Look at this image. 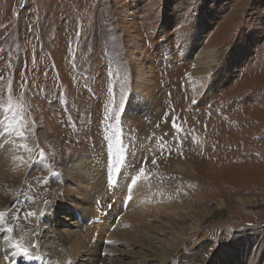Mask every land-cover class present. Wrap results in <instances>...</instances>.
<instances>
[{"label":"rangeland","instance_id":"1","mask_svg":"<svg viewBox=\"0 0 264 264\" xmlns=\"http://www.w3.org/2000/svg\"><path fill=\"white\" fill-rule=\"evenodd\" d=\"M9 107L3 227L9 243L24 226L29 247L16 264L54 253L83 264L95 236L112 264H237L264 249V0H0V116ZM79 158L100 173L84 191L65 173ZM15 168L22 180L11 187ZM134 176L149 191L128 203ZM163 200L181 218L160 214L129 232L126 217ZM17 208L35 216L16 220Z\"/></svg>","mask_w":264,"mask_h":264},{"label":"bare ground","instance_id":"2","mask_svg":"<svg viewBox=\"0 0 264 264\" xmlns=\"http://www.w3.org/2000/svg\"><path fill=\"white\" fill-rule=\"evenodd\" d=\"M7 139H8V135L6 136V137H4V136H0V157H1V151L3 150L2 148L4 147V152L6 151V148H7V143L5 142V141H7ZM4 155V154H3ZM2 155V156H3ZM23 158H25L24 157V155L22 154V157H21V160L23 159ZM85 160V161H84ZM29 162V159H27V161H26V163H24L23 165H25V168H27L28 167V165H26L27 163ZM106 162V161H105ZM110 163V162H109ZM109 165V164H108ZM112 168V167H111ZM176 168L177 169H179V171H180V169H183L184 167H182V166H176ZM4 170V169H3ZM9 170H12V169H9ZM114 170V169H113ZM20 171H21V169L20 168H15V170H13V171H10V174L11 175H14V180H12L11 182H10V186L11 187H13V186H15V185H17V183H19V182H21V180H22V178L20 179L19 178V173H20ZM119 171V170H118ZM125 171V170H124ZM115 172H116V169H115ZM130 171H128L127 172V174L129 173ZM65 173H69L67 176H69L68 178H67V181L68 182H70V183H74V184H76L75 186H77L78 188L77 189H79L80 191H84L83 189H81V187L83 186V181L82 180H85L86 179V181H89V182H92V180L94 179L95 180V182H93V183H95V184H97V179H98V177H97V175H99L100 176V173H95L94 172V170H93V168H92V166L90 165V162L88 161V159H81V158H79V159H77L76 161H75V164H73L72 166H70V167H68V170H67V172H65ZM110 174V173H109ZM22 175H24V174H22ZM108 175V174H107ZM21 176V175H20ZM121 176H123V175H121ZM1 178L2 179H4V180H6V177H4L3 178V176H1ZM101 178V177H100ZM128 179V178H127ZM132 180H136V183L135 184H132V183H130L131 184V188H132V196H133V198H132V200L131 201H133V199H136L137 200V198L139 199V197H138V195H142V193H144V192H148L149 191V188H146V187H148L147 186V183H146V180L145 179H142V178H138V177H133V178H131ZM105 180V179H104ZM122 180V179H121ZM130 180V179H129ZM129 180L126 182V184H128L129 183ZM131 180V181H132ZM130 181V182H131ZM50 182H51V180H50ZM93 183H92V185H93ZM51 184V183H50ZM86 184V183H85ZM90 184V183H89ZM1 185H3L4 187H8L9 189H10V191H12V189L8 186V184L6 183V182H3V181H1L0 180V186ZM79 186H80V188H79ZM106 186H107V184H106ZM128 186V185H127ZM6 187V188H7ZM52 188H53V186H51ZM87 187H88V185H87ZM92 187H95L94 185L92 186ZM97 187H99V186H97ZM103 187V186H102ZM105 187V186H104ZM57 188V187H56ZM144 188H145V190H144ZM8 189V190H9ZM90 189V188H89ZM93 189V188H92ZM102 189V188H101ZM107 189V188H106ZM7 190V189H6ZM21 190V189H20ZM97 190V189H96ZM0 196L2 195V189L0 188ZM90 191H92V190H90ZM58 194V193H57ZM80 194V193H79ZM94 194V193H93ZM53 195H55V194H53ZM91 195V194H90ZM136 196V197H135ZM143 196V195H142ZM144 196H147V195H144ZM153 196V195H152ZM155 196H157V195H155ZM95 196H93V198H94ZM141 197V196H140ZM2 197H0V199H1ZM92 198V199H93ZM126 198V197H125ZM147 198V197H146ZM91 199V198H90ZM91 199V200H92ZM94 199H96V197L94 198ZM156 199V198H155ZM7 196H4L2 199H1V202H0V211H3L4 210V206H5V204L7 203ZM85 200V199H84ZM105 200V199H104ZM127 200H128V198H127ZM141 200H142V198H141ZM50 201H51V199H50ZM119 201V200H118ZM130 201V202H131ZM138 201V200H137ZM142 201H144V200H142ZM139 202V203H146V202ZM164 201V204H162L161 205V209H159V208H157V206H155V205H152V206H149V207H147L146 209H144V211L142 212V214L145 216V218H143V217H141L139 214V218H137V219H135V217L133 218V217H126L125 218V220H126V222L127 223H129L128 225H135V226H133V228H131V230L129 231V232H136L137 230H136V226L137 225H139V224H145L147 221L148 222H150L151 221V219L152 218H158L159 217V215L160 214H165V215H168L169 217H177V218H181V215L180 214H178V213H175V212H177V211H180L181 210V207L180 206H178V205H176V204H173L170 200H163ZM45 202H47V203H45ZM54 202H57L58 204L60 203L59 202V199H58V197H56L55 198V200H54ZM98 202V201H97ZM9 203V202H8ZM41 203H43V202H41ZM49 203V198L48 199H44V204H48ZM88 203V202H87ZM86 203V204H87ZM91 203V202H90ZM125 203H126V201H125ZM128 203H129V201H128ZM133 203V202H132ZM149 203H150V201H149ZM102 204V202L100 201V205ZM104 204V203H103ZM102 204V205H103ZM134 204H135V202H134ZM82 205V204H81ZM88 205H90V204H87V206ZM100 205H97L96 207H95V211L94 212H98V213H100V217H101V215H106L105 213H101V207H103V206H100ZM131 205V204H130ZM133 205V204H132ZM158 205V204H157ZM92 206V205H91ZM158 206H160V205H158ZM221 206V205H220ZM219 206V207H220ZM89 207V206H88ZM86 208V207H85ZM90 208V207H89ZM31 209V208H30ZM36 209V208H35ZM131 209V208H130ZM81 210V209H80ZM90 210V209H89ZM93 210V209H92ZM174 210H177V211H174ZM183 210V209H182ZM26 211V210H25ZM135 211V210H134ZM133 211V212H134ZM10 212V211H9ZM13 212V211H12ZM15 212V211H14ZM14 212L12 213V215L14 214ZM87 212V211H86ZM85 212V213H86ZM93 212V213H94ZM132 212V213H133ZM181 212V211H180ZM17 213V212H16ZM89 213V212H88ZM97 213V214H98ZM131 213V214H132ZM135 213V212H134ZM182 213V212H181ZM94 215H95V213H94ZM187 215V214H186ZM35 216V215H34ZM82 216H83V214H82ZM93 217V216H92ZM97 217V216H96ZM99 217V218H100ZM110 217V216H109ZM16 218V217H15ZM37 218V217H36ZM35 218V219H36ZM88 218V217H87ZM95 218V217H94ZM194 218V217H193ZM191 219L192 221L190 222V226L188 227V228H196L197 227V223H198V221H196L195 219ZM85 219H86V217H85ZM107 219L108 218H102V222H101V224H103L101 227L103 228L104 227V225H106L107 223H109V221H107ZM170 219V218H169ZM172 219V218H171ZM14 221V220H13ZM32 221V220H31ZM36 221H38V220H36ZM139 222V223H138ZM34 223V222H33ZM126 223V224H127ZM94 224V223H93ZM9 225V224H8ZM22 225H24V224H22ZM35 225V224H34ZM39 225V224H38ZM121 225H123V224H121ZM127 226V225H126ZM6 227V226H5ZM96 227V226H95ZM115 227V226H114ZM112 227L111 225H110V228H113V229H117V227ZM145 228H150V227H148L147 226V224H146V226H144ZM88 228V227H87ZM98 228V227H97ZM96 228V229H97ZM37 229V228H36ZM88 230H90V228L88 229ZM94 230V229H93ZM197 230V229H196ZM41 231V230H40ZM44 231V230H43ZM94 231H96V230H94ZM98 231V230H97ZM102 231V230H101ZM178 231V232H177ZM176 232L177 233H174V234H176V235H174L173 233L172 234H170V237H171V239H172V241L171 242H168L167 243V245H169V247H171V246H173L174 245V243L176 242V241H178L179 240V238H182L183 236H184V233H183V231L182 230H177ZM90 232V231H89ZM194 232V231H193ZM5 233V232H4ZM3 233V234H4ZM33 233V232H32ZM35 233V232H34ZM94 233V232H93ZM31 234V233H30ZM97 234H100L101 235V232H98ZM96 234V235H97ZM135 234V233H134ZM7 235H8V233H5V238H1L0 239V264H16V262H17V260L15 259V258H17L18 256L20 257L21 256V258L22 259H26V258H29V253H28V246H27V244H26V238H25V228H24V226H19L18 228H16L15 230H14V239H13V241L12 242H9V243H6V237H7ZM92 235V234H91ZM132 234L131 233H128L127 234V236H126V238H128V236H131ZM254 235V234H253ZM145 236H146V234H145ZM44 237V236H43ZM73 237V236H72ZM125 237V236H124ZM33 238V237H32ZM49 238V237H48ZM47 238V239H48ZM53 238V237H52ZM51 238V239H52ZM103 238H108V236L105 234L104 236H103ZM136 238V237H135ZM146 239H144V240H146V242H147V246H151V242L149 241V237L148 236H146L145 237ZM109 239V238H108ZM131 240H133V239H131ZM135 240V239H134ZM151 240V239H150ZM34 241H36V240H34ZM51 241V240H50ZM72 241V240H71ZM93 242L89 245V246H85V249H84V246L83 245H80V246H82L81 248L82 249H84L85 250V254H90V258L86 261V262H84L83 264H93V259L95 258V257H101V258H103L102 256H108L105 252L106 251H109V248L108 247H105L104 249H103V247H102V244H103V241H102V238L101 237H99L98 236V238H96V236H95V239H93L92 240ZM37 242V241H36ZM90 242H91V240H90ZM99 242V243H98ZM33 243V242H32ZM38 243V242H37ZM52 243V242H51ZM75 243V242H74ZM81 243V242H80ZM105 243V242H104ZM108 243V242H107ZM17 245H20V247H17ZM58 245V244H57ZM181 245V244H180ZM43 246V245H42ZM49 246H50V243H49ZM53 246V245H52ZM55 246V245H54ZM180 247V246H179ZM178 247V248H179ZM183 247V246H182ZM31 248V247H30ZM61 248V247H60ZM74 248V249H73ZM72 249H71V251H70V253H73V252H75V254L74 255H79L80 254V252L78 253V251L80 250L78 247H73ZM43 248H41L40 250H42ZM59 249V248H58ZM174 249H176V246L174 247ZM173 249V250H174ZM224 248H221V249H219V251H218V257H220V254H219V252L220 253H223V252H225V250H223ZM27 251V254H24V251ZM32 250V249H31ZM37 250V249H36ZM53 251V249H50L49 251L48 250H46V248H44L42 251H40V253L39 254H41V255H44L43 253L45 252V254H46V252L48 253V254H50L51 252L50 251ZM62 250V249H61ZM60 250V251H61ZM75 250V251H74ZM178 250V249H177ZM264 250V249H263ZM263 250H261L260 252H256L255 254H253V256H252V259L250 260V261H247L244 257H242V259H240V261L237 263V264H257V260L259 259V258H262L263 257V255H261V257H260V254L263 252ZM59 251V250H58ZM81 251V250H80ZM32 252V251H31ZM35 252V251H34ZM60 253V252H59ZM84 253V252H83ZM110 253V252H109ZM55 254V253H54ZM53 254V255H54ZM58 254V253H57ZM61 254V253H60ZM63 254V253H62ZM84 254V255H85ZM225 254H226V252H225ZM53 255H51L50 254V257H47L48 255H45V257H43V264H60V263H57V261H55L51 256H53ZM56 255V254H55ZM72 255V254H71ZM243 255V254H242ZM36 256V255H35ZM35 256L33 257V258H35ZM59 256V255H58ZM82 256V255H81ZM54 257H57V256H54ZM51 258V259H50ZM58 258V257H57ZM60 258H61V260H62V264H72V262H73V259L74 258H72V257H67V256H65V255H60ZM78 258V257H77ZM100 258V259H101ZM108 259H103V264H112L110 261V258H109V256L107 257ZM38 259V258H37ZM96 259V258H95ZM94 259V260H95ZM39 260V259H38ZM51 260V262L50 263H47V262H49ZM58 260V259H57ZM60 260V261H61ZM102 260V259H101ZM170 260V259H169ZM24 261V260H23ZM40 261H41V258H40ZM95 262V261H94ZM101 262V261H100ZM162 262V261H161ZM77 263V262H76ZM162 264H164V262H162ZM263 264H264V262H263Z\"/></svg>","mask_w":264,"mask_h":264},{"label":"snow or ice","instance_id":"3","mask_svg":"<svg viewBox=\"0 0 264 264\" xmlns=\"http://www.w3.org/2000/svg\"><path fill=\"white\" fill-rule=\"evenodd\" d=\"M9 92H11V87L9 88ZM11 112H12V109H11V107H9L8 110H7V112L3 116H0V123H2L4 120H6L8 113H11ZM13 119H16V116H13ZM21 120H23V117H21ZM172 127H173V129H177V123H176L175 120L172 122ZM27 128H28V126H25L24 129L21 130L20 139H25L26 138V135L25 134H26ZM7 135H8V126L7 125H4L3 128H0V136L6 137ZM21 147H23V145ZM143 163L144 162L142 161V166L140 168V172H141L142 175L144 174ZM152 163L155 164L156 163V160L153 159L152 160ZM108 183H109L110 186L115 183L112 180L111 174L108 175ZM131 183L132 184H135L136 183V180H132ZM128 191H129L128 201H131L132 200V195H131V191L132 190H131V188H129ZM45 203H47V202H45ZM21 213H23V216H21ZM45 214H46L45 212H42L41 213V217H43V215H45ZM34 215L35 214L32 213V212H23V210L17 208V216H16L15 219L16 220H20L21 218L28 219V218H30V217H32ZM10 220H11V217L6 218L5 212L0 211V233H4V232H7V231H12L11 228H5V227H3V225L6 224V223H9ZM109 243H111V242H109ZM17 247H20V245H17ZM32 247L34 249L35 248H38L39 247V244L38 243L33 244ZM24 254H27V251L26 250L24 251Z\"/></svg>","mask_w":264,"mask_h":264}]
</instances>
